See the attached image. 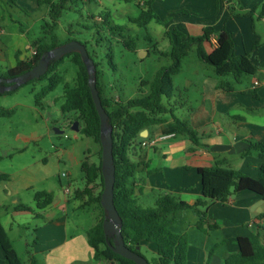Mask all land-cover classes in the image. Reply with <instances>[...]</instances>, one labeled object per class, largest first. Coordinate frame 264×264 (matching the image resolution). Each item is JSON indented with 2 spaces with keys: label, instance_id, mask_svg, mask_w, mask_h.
<instances>
[{
  "label": "trees",
  "instance_id": "1",
  "mask_svg": "<svg viewBox=\"0 0 264 264\" xmlns=\"http://www.w3.org/2000/svg\"><path fill=\"white\" fill-rule=\"evenodd\" d=\"M1 1L3 2V0ZM7 1L14 4L15 0ZM90 1L94 2V0ZM154 1H145L139 16L136 19H129V22L136 24L145 32L146 26L151 21L160 22L152 9ZM68 2L70 0H37L38 9L45 10V15L50 24L45 23L43 37L32 41L31 46L35 54L28 60H17L14 67L7 69L0 77L15 78L24 74L38 63L44 52L61 45L54 34V30L56 22L61 12L66 9ZM252 13L253 11L247 14L232 12L230 17L252 16ZM98 15L100 25L93 23L89 26H83L82 29L96 31L99 41H102L99 31L112 36H117L123 32V26L113 24L111 14L107 10L101 11ZM260 17H264V6L260 9ZM89 18L93 20L95 16ZM46 29L48 31H45ZM166 36L169 40L170 50L165 56L169 58L170 63L159 68L151 81L143 83L148 88V93L144 97L130 99L125 103L114 102L103 97L98 65L92 56L88 55L96 69V89L101 105L108 116V123L112 127V154L115 167L113 202L122 221L121 234L124 244L129 250L140 256L142 255L139 249L142 244L153 245L156 264H187V237L172 231L173 227L182 219L186 211H190L196 216L205 217L208 206L214 203L225 204L231 196L240 192H250L264 200V145L250 144L245 152V155L254 154L262 160L256 179L224 168L225 163L219 161L214 167L197 170L202 197L194 204L176 203L171 197H164L158 200L153 208L145 209L136 204L133 196V179L136 175L144 173L148 165L140 147L134 145L135 140L139 138L144 129L157 126L164 136L185 137L193 146L198 145L197 133L185 121L174 115L170 103L174 98L173 77L180 72L182 61L192 46L196 47L198 59L211 66L218 78L231 76L236 83H239L244 76H254L257 66L248 55L235 54L232 38L224 30L216 31L212 27H205L199 36H190L173 28L167 32ZM119 37L123 40V46L127 50H136L135 40H125L121 35ZM212 38L216 42V46L213 48L211 47ZM145 39L152 44L148 34ZM69 41L67 40V42ZM108 57L110 58V56ZM66 58H70V62L76 67L75 79L72 84L66 82L58 73V68ZM87 80L88 75L80 56L68 54L56 62L53 61L48 66L46 73L39 79H33L27 83L47 81V84L35 96L37 105L47 94L53 92L58 86H62L63 104L60 107L61 112L63 114L73 113L74 118L70 125L72 126L73 122L81 123L79 132L92 139L99 146L97 161L90 164L85 161L81 164L80 171L83 174L84 185L82 189L76 190L74 197L69 200L74 202V200L79 201L86 198L87 201L84 206L95 204L100 210L98 222L85 232L87 244L93 252L92 261L104 264H134L114 254L107 246L103 234L104 214L99 203L103 190L100 171V126ZM10 114L9 111L0 110V117H7ZM167 114L170 115V121L164 117ZM192 151L193 148L189 150V152ZM9 179V175L0 173V184L8 182ZM96 185L97 188L99 187L98 192H96ZM34 201L38 210L46 209L52 203V194L45 191L37 192L34 195ZM27 211L29 210L26 206L19 205L17 207V212ZM196 228L204 231L200 223L196 225ZM213 229H216L215 225L209 226L207 230L212 231ZM237 247L238 250L235 254L225 258V264H264V235L262 241L257 235L237 238ZM0 251L2 254L1 264H23L1 224ZM29 264L39 263L30 257Z\"/></svg>",
  "mask_w": 264,
  "mask_h": 264
},
{
  "label": "rangeland",
  "instance_id": "2",
  "mask_svg": "<svg viewBox=\"0 0 264 264\" xmlns=\"http://www.w3.org/2000/svg\"><path fill=\"white\" fill-rule=\"evenodd\" d=\"M226 1L236 2V0ZM105 2L103 8L111 14L112 22L124 26L121 34L112 36L99 31L102 39L99 41L96 31L82 29L83 26L93 23L100 25L98 14L101 12V7L97 5V2L95 5L90 0H70L56 22L54 34L61 44L66 43L67 40L83 44L98 65L103 97L114 102L125 103L130 99L144 97L148 88L143 83L151 81L159 68L170 63L168 59L163 58L170 50L169 41L164 34L165 29L170 31L176 28L183 31L181 22L184 19L195 21L202 17L194 15L190 10L187 11V16L184 14L165 16L162 20V24H166L165 28L151 22L146 26L145 32L136 24L129 22V19L139 16L137 0ZM0 3H2L0 17L2 16L5 23L9 24V21L13 20L25 26L29 41L43 37L45 23L50 24V21L47 17L41 19L37 14V0H15L14 4L7 0L3 2L0 0ZM232 12L236 14L230 8L229 15ZM91 16H95V19L91 20L89 18ZM182 17L183 20H181ZM257 25L258 23L255 22V26ZM6 34L2 37V41L5 38L11 40L7 29ZM147 34L153 38L152 44L145 39ZM120 35L125 40H135L138 51L127 50L123 46ZM143 48L147 49V53L145 50L140 52ZM160 53L164 56H160ZM18 56L16 55V60L19 59ZM5 71L2 73L0 71V74ZM75 72L76 67L70 62V58H66L58 68V73L70 84L74 82ZM196 72H204L206 76L217 79L213 68L198 59L196 47L192 46L182 61L181 73L173 78L174 96L178 102L173 104V99L170 103L177 118L185 119L188 110L186 107L181 109L180 100L188 99L189 104L194 106L200 98L198 89L185 86L186 80L194 82L193 75ZM218 79L224 83L233 81L231 76ZM242 79L240 86L245 87L250 76H244ZM46 84L47 81L26 83L12 92L0 95V110L11 112L7 117H0V173H5L10 178L8 183L0 184V224L23 264H29L34 242L42 247L46 246L51 234H58L63 226L69 236L84 238L86 230L94 226L100 218L98 206L95 204L84 206L86 198L74 200L65 205V212L56 216L62 223L60 227L53 226L41 218H35V215L39 213L34 201L35 193L45 191L51 193L54 199L61 200L65 197L70 200L74 197V192L82 189L84 185L83 174L80 171L81 164L85 161L89 164L96 162L99 151V146L92 139L71 130L70 122L74 114H63L60 109L63 104L62 86H58L53 92L47 94L39 105L35 103L36 94ZM164 117L170 119L169 114ZM78 127L81 128L79 122ZM251 175H253L251 178H257L256 175ZM66 189L69 191L67 194ZM14 201L26 206L29 211L14 212L18 205H14ZM136 204L145 209L153 208L155 205L150 197H142L136 201ZM52 210L53 207H48L45 213H40L44 219L48 220L54 214V212L51 214ZM187 213L189 218H193L190 211ZM189 225L188 219L181 222L182 229L187 232H190ZM172 231L175 232L174 228ZM154 250L151 244L140 246V253L149 264H152L155 258V255L151 253ZM89 253L90 251L86 252L81 258L85 262L72 264H104L93 262ZM34 257L40 260L39 255ZM1 260L0 251V264Z\"/></svg>",
  "mask_w": 264,
  "mask_h": 264
},
{
  "label": "crops",
  "instance_id": "3",
  "mask_svg": "<svg viewBox=\"0 0 264 264\" xmlns=\"http://www.w3.org/2000/svg\"><path fill=\"white\" fill-rule=\"evenodd\" d=\"M105 1L108 3L116 0ZM124 1L130 2V0ZM145 1L147 0H137L136 4L140 12L144 8ZM96 2L102 9L104 2L94 0L95 5ZM262 6H264V0H236L234 3L226 0H155L152 4L153 12L160 22H151L158 26L162 25L163 28L166 27V24H162L165 16L180 14L187 16V11L190 10L203 19L194 21L186 17L187 20L184 19L181 22L185 34L199 36L205 27H212L216 31H226L232 38L235 54L248 55L257 66V71L254 76H250L245 87L240 86L243 79L239 83L234 80L224 83L215 75L214 69L213 73L217 79L206 76L204 72H196L193 75L194 82L185 81V86L198 89L200 96L194 106L189 104L188 99L179 101L181 109L184 107L188 109L185 119L182 118V120L197 133L198 145L193 146L185 137L161 139L164 135L160 133L157 126L144 129L134 144L140 147L148 164L146 171L133 179V196L136 201L142 197H150L155 204L164 197H171L176 203L184 202L192 205L202 197L197 170L214 167L219 161L225 163L224 168L250 177L253 176L251 174L258 176L262 160L254 154L245 155V152L250 144L264 145V81H262L264 17H260ZM230 8L236 14H247L252 11L253 13L252 16L230 17ZM101 9L100 11L106 10ZM0 11L2 13V3H0ZM37 14L41 19L46 17L44 9H38ZM255 22L258 23L257 26ZM6 29L9 30L11 40L5 38L2 41V37L7 35ZM168 31L169 29L166 28L164 34L166 35ZM27 35L26 27L18 21L10 20L7 24L2 16L0 17L1 73L14 67L17 60L31 58L34 50L31 46L33 40L29 41ZM150 38L153 41L151 36ZM211 45L212 48L216 46L214 38L211 39ZM144 50L147 53V49L144 48L140 51ZM162 54L160 53V56L163 57L164 54ZM16 55H19L17 60ZM163 58L170 61L166 56ZM255 80L262 81L259 87L254 86ZM184 90L187 89L184 88ZM147 93L148 89L145 95ZM173 99V104H176L178 101L175 96ZM142 143L145 145L142 146ZM191 148L193 151L189 152ZM69 203L72 202L65 197L60 200L54 199L52 195V203L48 207H53L51 214L53 212L54 214L48 220L44 219L41 213H45L47 207L39 210L35 218H41L53 226L60 227L62 223L56 216L65 212V205ZM17 204L18 202L14 201V205ZM19 205L15 207L14 212ZM187 212L189 211H186L182 219L173 227L175 233L184 234L187 237V264H225V258L238 250L237 238L257 235L260 241L263 240L264 200L253 193L240 192L231 196L225 204H211L206 208L205 217L192 214L193 218H189ZM187 219L190 220V232L185 231L181 226V222ZM198 223L201 224L203 232L196 228ZM211 225H215L216 229L208 231ZM88 251H90L91 259L93 252L87 244L85 235L84 238L69 236L63 226L61 232L51 234L46 246L42 247L34 242L31 257L39 264H72L85 262L81 258ZM151 253L155 255V251ZM34 255H39L40 260ZM156 262L155 256L152 264Z\"/></svg>",
  "mask_w": 264,
  "mask_h": 264
},
{
  "label": "water",
  "instance_id": "4",
  "mask_svg": "<svg viewBox=\"0 0 264 264\" xmlns=\"http://www.w3.org/2000/svg\"><path fill=\"white\" fill-rule=\"evenodd\" d=\"M142 52V51H140ZM68 54H78L81 62L83 63L87 75H88V88L90 90L91 98L95 107V110L99 117V141L101 146V176L103 180V190L100 197V206L103 210L104 220L102 223V230L105 237V241L110 250L134 264H148V262L142 256L129 250L123 241L121 228L122 221L115 209L113 202V188L115 181V167L113 163V141H112V127L108 123V116L101 105V101L96 89L95 78V66L90 59L86 48L83 44L76 41H69L59 46L52 48L49 51L44 52L38 63L29 71L15 78H0V95L4 93L12 92L18 89L20 86L26 84L33 79H39L43 76L48 66L54 61L60 60L62 57ZM71 130L79 132L78 122H74L71 126ZM59 133V132H58ZM110 240V242H109Z\"/></svg>",
  "mask_w": 264,
  "mask_h": 264
},
{
  "label": "built area",
  "instance_id": "5",
  "mask_svg": "<svg viewBox=\"0 0 264 264\" xmlns=\"http://www.w3.org/2000/svg\"><path fill=\"white\" fill-rule=\"evenodd\" d=\"M35 54V51L33 50V52L31 53V56H33ZM262 81H264V76H263V78H262ZM262 81H259V80H255V82H254V86L255 87H259L260 85H261V82ZM170 137H173V136H171V135H168V136H162L161 137V139H167V138H170ZM145 145V143H142V146H144ZM69 191H68V189H66L65 190V193L67 194Z\"/></svg>",
  "mask_w": 264,
  "mask_h": 264
}]
</instances>
